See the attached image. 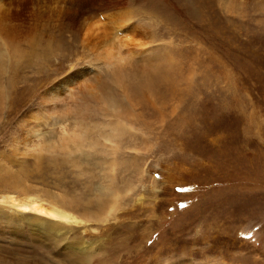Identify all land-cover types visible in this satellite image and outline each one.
<instances>
[{
    "label": "rangeland",
    "instance_id": "374dc122",
    "mask_svg": "<svg viewBox=\"0 0 264 264\" xmlns=\"http://www.w3.org/2000/svg\"><path fill=\"white\" fill-rule=\"evenodd\" d=\"M87 263L264 264V0H0V264Z\"/></svg>",
    "mask_w": 264,
    "mask_h": 264
},
{
    "label": "bare ground",
    "instance_id": "6f19581e",
    "mask_svg": "<svg viewBox=\"0 0 264 264\" xmlns=\"http://www.w3.org/2000/svg\"><path fill=\"white\" fill-rule=\"evenodd\" d=\"M98 27V26H97ZM132 31V30H131ZM119 40V37L118 36H108V35H105L103 37V41L101 43V45H105V46H109L108 48L104 49V51H107L109 50V48L112 46V45H115L117 43V41ZM119 45V44H117ZM109 53V51H108ZM115 63H119L120 64V61L121 60H124L123 58H114L113 59ZM87 71V70H86ZM82 74V73H81ZM76 78H78V73L76 74L75 72L66 77L64 80H62L61 84H59L58 86H62V88L64 89V91L68 89V87H70L71 84H74L75 82L77 83L78 85V90L80 91H89L88 88L90 87L91 85V81H90V84H85L83 85L82 84V80H75ZM82 81V82H81ZM53 87L51 89H49L47 91V94H50L53 95V93L55 92L56 88L58 87ZM72 87V86H71ZM83 87V88H82ZM69 90V89H68ZM60 93V92H59ZM50 95V97H51ZM49 96V95H48ZM79 130V129H78ZM78 132V131H77ZM84 132V131H83ZM82 134V133H81ZM80 134H78V136L76 137V139L80 138L79 137ZM85 135V134H84ZM83 136V135H82ZM75 140V139H74ZM82 140V139H81ZM84 141V140H83ZM72 142V141H71ZM82 142V141H81ZM77 143V141H76ZM83 143H86L83 142ZM78 144V143H77ZM82 144V143H79L77 148L79 147V145ZM73 145V144H72ZM76 145V144H75ZM83 146H85L84 144H82ZM47 146V145H46ZM69 147V146H68ZM81 147V146H80ZM72 148V147H71ZM76 148V147H75ZM81 150V149H80ZM79 150V151H80ZM80 156V155H79ZM78 156V157H79ZM77 157V156H76ZM81 158V157H80ZM112 170V169H111ZM112 172V171H111ZM105 180V179H104ZM102 180V181H104ZM111 182V179L110 181ZM105 184V183H104ZM110 184V183H109ZM103 185V184H102ZM100 185V186H102ZM98 189H100V187L98 186ZM102 191H108L110 192V186H104V188L101 189ZM103 191V192H104ZM102 193V192H101ZM105 194V193H104ZM111 198H110V203H109V212L114 210V208L116 207L117 205V199L119 197V195L115 194L113 190H111ZM5 198H9V202L11 203L12 206L16 207L17 210L21 211L22 213L24 212H34V213H37V214H40V215H43L45 216L46 218H49L51 219V221L53 220L54 222H51V221H48L46 224H47V227L48 229L50 230H54L55 228V231H61L60 229H62V227H64L62 224V222H71L73 218L72 215L68 214L67 211L65 209H63L62 207H59L55 204H50L49 206L45 207L42 203H39L38 201V198L32 196V195H26L23 199H20L19 201L16 200V198L12 195H6V196H3ZM109 198V197H108ZM18 199V198H17ZM109 202V201H108ZM61 203V202H60ZM98 205V204H97ZM62 206V204H61ZM104 206V205H103ZM103 208V207H102ZM106 212V211H105ZM16 214H20L19 212H15ZM108 214V213H107ZM20 217H23V216H20ZM10 219H14V217H10ZM16 219V218H15ZM24 219H25V216H24ZM27 219V218H26ZM75 220V219H74ZM73 220V221H74ZM57 221V222H56ZM52 225V226H51ZM53 232V231H51ZM56 233L58 234V232H54V234L56 235ZM52 235V234H51ZM54 235V236H55ZM78 243L81 244V242H78V240H74L71 241L69 244L70 245H75V248H76V251L75 253H71L70 256H75L76 258H80L81 260L83 261H88L90 258L93 257L94 253H93V249H91L90 247H88V249H80L79 248V245ZM100 248H102V246H100ZM80 249V250H79ZM88 264V263H87Z\"/></svg>",
    "mask_w": 264,
    "mask_h": 264
},
{
    "label": "water",
    "instance_id": "95a60500",
    "mask_svg": "<svg viewBox=\"0 0 264 264\" xmlns=\"http://www.w3.org/2000/svg\"><path fill=\"white\" fill-rule=\"evenodd\" d=\"M57 222V221H56Z\"/></svg>",
    "mask_w": 264,
    "mask_h": 264
}]
</instances>
